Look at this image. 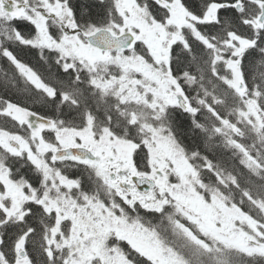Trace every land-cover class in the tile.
<instances>
[{
    "label": "snow or ice",
    "instance_id": "snow-or-ice-1",
    "mask_svg": "<svg viewBox=\"0 0 264 264\" xmlns=\"http://www.w3.org/2000/svg\"><path fill=\"white\" fill-rule=\"evenodd\" d=\"M0 264H264V0H0Z\"/></svg>",
    "mask_w": 264,
    "mask_h": 264
}]
</instances>
